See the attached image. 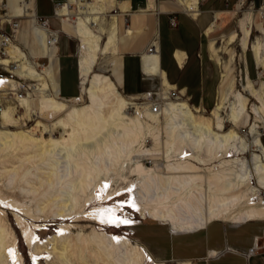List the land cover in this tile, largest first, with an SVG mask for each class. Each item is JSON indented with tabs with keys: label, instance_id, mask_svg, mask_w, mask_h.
<instances>
[{
	"label": "bare ground",
	"instance_id": "6f19581e",
	"mask_svg": "<svg viewBox=\"0 0 264 264\" xmlns=\"http://www.w3.org/2000/svg\"><path fill=\"white\" fill-rule=\"evenodd\" d=\"M24 4L28 8L25 12H28L30 1ZM18 9L21 11L22 6ZM76 27L77 33L82 38L81 48L85 53L79 61L81 91L90 99L89 106L83 109L76 106L68 109L66 102L61 100L58 80L60 64L55 54L56 46L49 43L51 36L49 31L37 25L38 35L50 47L48 48L49 66H45L46 63L43 66L44 69H37L36 63L27 52L15 44L16 42H11L7 47L8 55L5 61L11 62L13 59L16 62L13 71L17 74L27 72L32 74L37 80L35 89H37L38 80L42 81L38 85L42 93V110L54 113L65 112L66 117L60 118L56 124L57 128L63 131L58 137L49 130L50 138L43 139L36 137L30 130L0 129V150L14 147L25 148V150L38 149L39 153L31 157L38 158L44 154L50 156V160L54 159V161L48 163L51 168L46 179L40 178L41 186L47 182L50 189L57 187L60 195L64 196L67 193L69 198L70 192H75L74 201L82 199L81 193H85L91 186H93L91 195L93 200H96V192L99 188L104 193L107 192L106 196L101 194L102 204L93 206L92 210L87 208L88 203L85 204L86 216L101 224L110 223L118 227L134 225L135 222L126 215L118 213L119 207H121L120 210L129 207L134 208L137 213L148 214L147 217L170 225L175 233L199 230L216 219L238 223L264 218L262 199L260 202L255 201L256 197L261 196L260 191H264V146L256 125L251 124L248 132L254 140L252 147L256 151L249 160L245 154L249 151L251 143L247 137L240 136L236 130L226 129L221 120L223 109L221 103L213 111L212 119H209L198 115L196 113L198 110L181 98H167L165 90L162 91L165 102L160 106V112L154 111L151 103L146 100L148 93L139 97V100L147 101L140 100L146 106L136 103L138 101H128L116 92L114 83L108 76L94 73L99 55L108 49L101 48V37L94 33L87 20L79 18ZM261 27L264 32V23ZM18 52L27 56L26 59L18 57ZM149 52L155 53L157 48ZM255 58L260 67L259 81L255 86L256 83L254 84V81L248 78L246 84H243V90L236 91L230 111L234 125L240 123L242 117L249 112V98L245 91L256 101L251 113L264 121V52H261L258 47L255 48ZM11 78L8 76L2 88L11 82ZM51 87L53 93L46 95L47 89ZM28 97L24 98L23 102L26 101L29 105ZM112 98L115 99L112 100ZM110 99L113 108L107 115L105 108ZM8 106L9 104L0 111V115L4 112L2 115L5 124L13 119L11 112L3 111ZM130 106L138 108L139 114L132 116L128 113ZM43 126L46 128L45 125ZM68 128L70 131L67 130ZM157 131H160L164 138L160 147L145 148L147 136ZM137 144L140 148L136 153H131L130 150ZM184 145L187 148H184ZM172 146L177 147L180 158L165 157L166 150ZM125 155H128L136 165L134 175H139L141 178L130 186L135 187V190L131 192V201L118 199L120 204L112 206L110 202L114 196L110 193L112 185L109 174L117 172V165ZM151 155H156L157 161L155 169L149 171L142 162ZM196 161L206 162L204 165L216 163L213 167L205 169L198 165L200 162L196 163ZM53 177L57 180L56 186L52 184ZM252 179L257 181V185L253 184ZM200 182L201 185H199ZM139 188L138 193L146 202L145 210H142L140 200L136 199ZM23 191L28 194L36 193L38 188L31 186L29 190L23 189ZM57 197L53 196L52 199L57 200ZM0 202H3L1 195ZM62 202L67 207V200ZM8 204L19 211H24L19 203L11 200ZM238 204L244 205V209L237 214L231 212L232 208ZM25 210L28 214V210ZM56 215L62 217L64 213H56ZM16 218L23 227L26 242L32 250L31 257L38 264L41 246L46 245L48 240L45 243L38 241V233L34 227L41 229L40 225L32 224L27 227L19 214H16ZM96 241L101 255L109 261L107 264H143L147 261L146 257H149L143 246L131 243L126 235L102 231L96 234ZM17 243L16 235L13 232H7L3 220L0 219V264H21L23 255L17 248ZM62 258L69 262L64 253ZM149 259L152 260L151 257Z\"/></svg>",
	"mask_w": 264,
	"mask_h": 264
},
{
	"label": "crops",
	"instance_id": "0c3cea01",
	"mask_svg": "<svg viewBox=\"0 0 264 264\" xmlns=\"http://www.w3.org/2000/svg\"><path fill=\"white\" fill-rule=\"evenodd\" d=\"M29 1L27 13L34 15L36 11L48 17L53 28H59L67 34L62 46L59 45L61 49L55 47L60 64L59 95L63 99L70 101L82 96L78 53L71 46L74 34L82 47V38L76 27L80 18L87 20L94 33L101 37V48H108L99 55L98 61L102 55L109 54L106 55L109 59L104 71L110 75L104 71L100 73L112 80L118 93L121 91L131 98L141 97L160 84L162 91L174 87L179 91L181 99L185 98L189 104L202 105L208 101L211 93L209 89L217 79L212 58L220 66L221 62L217 59L219 49L216 38H209V42L207 37L225 17L222 14L226 9H222V3L228 6L230 0L217 3L212 0ZM246 1L238 0L236 9L241 8ZM259 12L261 19L249 12L240 19L238 32L223 36L228 42L239 40L241 47L246 49L250 46L248 41L252 27H257L262 38H257L252 46L254 58L256 47L264 52V32L261 27L264 20L263 6ZM105 13L113 19L107 21ZM60 14L64 20L60 19ZM172 17L175 18L174 24L170 22ZM152 41L157 48L155 53L148 49ZM34 42L37 45L36 53L40 50L39 53L49 57L50 47L45 40H41L40 35ZM255 60L259 73L257 58ZM227 77V74L221 73L217 105L213 111L236 90L227 84ZM248 78L251 79L249 74ZM194 109L200 111L199 107ZM262 219L230 224L216 219L196 231L174 232L173 237L160 240L163 249L159 258L163 261L173 259L176 264H264ZM254 240L258 244L257 252L245 255L244 252L253 245ZM219 250L223 252L216 255Z\"/></svg>",
	"mask_w": 264,
	"mask_h": 264
},
{
	"label": "rangeland",
	"instance_id": "374dc122",
	"mask_svg": "<svg viewBox=\"0 0 264 264\" xmlns=\"http://www.w3.org/2000/svg\"><path fill=\"white\" fill-rule=\"evenodd\" d=\"M218 1L220 0H212L213 3H217ZM237 1L238 0L228 1V6L224 5L221 2L223 6L222 9H226V11L222 14L225 17L223 21L220 22L217 27H215V31L208 33L207 38L209 42L211 38H216V44L219 49L217 51V59L221 62L222 66L221 67L220 64H218L217 61L212 58L216 69L215 74L217 75V79L216 81H214V85L209 89L211 93L208 97V101L202 105H193L191 103L188 104L193 108H200V111L196 112L198 115H202L203 117L212 119L213 109L215 108L218 100L217 88L220 83L221 73L227 74L228 85L236 90L231 96L226 99V101L221 103L223 105L221 120L226 129L232 128L236 130L240 136L243 135L244 137H247L249 139L251 147L245 155L246 158L250 160L251 157L256 153V151L252 147L254 140L252 139V136L248 135V132L251 129V124L256 125V128L259 132L258 134L262 140V143L264 144V121L256 117L254 113H251L252 106L256 103V101L249 95V93H247L246 91L244 92L249 98V112L242 117L240 123H238L237 125L233 124L234 122L231 120L230 111L232 103L234 102V95L237 90H243V84H246L248 74L253 81H255L256 79L257 81L259 80L258 67L253 55L252 46L255 44L254 42L257 40V38L262 37L257 27H252L251 35L248 41L250 46L246 49H243L239 43V40L228 42L227 39H223V36L238 32L240 19L248 15L249 12H252L254 17L261 19V14L259 11L261 10L262 6L264 7V0H247L241 6V8L236 9L235 4L237 3ZM104 15L107 21L113 19L108 13H105ZM60 34L61 38L59 45L62 46L63 40L67 38V34H65L64 32H60ZM19 35V39L22 40L26 49L28 50V52H25L28 53L29 57L30 54L40 55L39 52L36 53L37 45L34 42L35 37L32 34L31 20H29L28 18H25L23 20ZM71 39V46L72 48H75L77 50V59H79L80 61L81 57L85 54L84 50L80 47V41L76 35L73 34V37ZM106 55L109 54H104L99 59L97 66L94 68V73H100L101 71L103 72L104 69L107 68V62L109 58L106 57ZM18 57L26 59L27 56H25L22 52H18ZM39 60L40 63L43 60L48 61L45 66H49L50 64V57L47 58V56H42ZM104 72L110 75L109 73H107V71ZM38 81L39 82L36 89L37 91L34 92L32 97H28V99L30 100L29 105L26 103V101H24V107L20 110H15L17 109L16 100L9 101L5 104V106L9 104V106L3 111L11 112L13 119L5 124L2 115L4 113L3 112L0 115V129H8L10 131L30 130L34 132L36 137L43 139L50 138L49 130H52V132L56 136L60 137L63 129L57 128L56 124L60 118H63V116L66 117V113H54L51 111L46 112L42 110V93L41 89L38 88V85L42 83V81ZM158 85L159 84H157L156 86ZM256 85L257 83L255 84V86ZM156 86L152 90H155ZM116 92L118 93L117 89ZM52 93V87L51 89H47L46 95ZM120 94L130 102L138 101L136 103L146 106V104L140 102V100L147 102L146 100H139V97L131 98L128 97L130 96L128 94L123 93V95L122 92ZM60 98L62 97L60 96ZM113 99L115 98H112V100ZM184 99L185 98L181 100ZM61 100H64L66 102L68 109L75 106L79 109H83L87 108L90 104V99L84 94H82L81 99L68 101L62 98ZM112 100L110 99L108 106L105 108L107 115H109L110 111L113 108ZM137 109L138 108L136 107L130 106V108L128 109V113H130L132 116H135L136 114L138 115L139 112ZM43 125H45L46 128ZM67 130L70 131V128H68ZM147 138L148 139L145 148H158L160 147L161 141L164 140L160 131L152 132L147 136ZM139 148L140 145L137 144L130 150V152L136 153ZM184 148H187V146L184 145ZM37 153H39L38 149L25 150V148L21 147L6 148L0 150V195L3 197V202H0V219L3 220L7 232H13V234H15L18 238L17 248L23 255L21 264L37 263L31 257L32 250L29 248L26 242L25 235L23 234V227L18 223L16 214H19L21 218L24 219V224L27 227L31 226L32 224L40 225L41 229H37L34 227V230L36 231V233H38V241L40 243H45L48 240L46 245L44 244L41 246L42 250L39 251V253H41V256L40 258H38V260H40L38 264L109 263V261L104 259L101 255V250L96 241V234L102 231L122 236L126 235L130 238L131 243L143 246L149 256L148 258L146 257L145 260L147 261L143 264H158L160 262H163L165 264H176L173 259L165 260V262L163 261L164 259L160 260L161 258H159V255L161 254V251L163 249V244H161L160 240L173 237L175 235L174 230L170 225H166L164 224V222L151 219L147 217L148 214L143 215L139 212L137 213L134 208L129 207H125V210H120L121 207H119L118 213H120L121 215H126L128 218L135 222L134 225H123L122 227H118L110 223L101 224L97 221L90 220L89 217H87L85 214V209L89 208V210H92L93 206L102 204L103 200H101V194L103 193L105 194L104 196H106L107 192L104 193L99 188L96 192V200H93V198L91 199L93 186H91V188H89L85 193H81L82 199L74 201L75 192H70L69 198L67 193H65L64 196L63 194L60 195L57 187H55V189H50L47 182H45L44 185L41 186L40 178H43L44 180L46 179V176L50 172L51 168L48 163H52L54 159L50 160L51 158L47 154H44V156L38 158L31 157ZM165 153V157L167 158L168 156L172 159L181 157L180 152H178L176 146L169 147ZM128 154L130 155V153ZM156 158V155H151V157L145 159V161L142 162L144 163V167L149 171L155 169V162L157 161ZM197 162L199 163L200 161H196V163ZM214 163L216 162H213L210 165H204L206 164V162H200L198 165L207 169L206 167H213ZM135 166L136 165L132 162V160H130L129 156L125 155L121 159V162L117 165V172H112L109 174V177H111L112 185L110 193L112 196H114V198L110 202V205L118 206L120 204L119 200L131 201V192L132 190H135V187L131 188L130 186H132L133 183H136L141 178L139 177V175H134ZM5 170L9 172H3ZM12 177L14 178L12 179ZM252 180L253 184L257 185V181L254 179ZM52 184L53 186H56L57 184V180L55 177L52 178ZM199 185H201V182L199 183ZM31 186L37 187L38 191L36 193L30 194L23 191V189L29 190ZM139 191L140 188L137 190L136 199L140 200L142 210H145V208L147 207L146 202L140 197V194L138 193ZM259 194L261 196L256 197L255 201L260 202V199H262L264 204V191L261 190ZM53 196H58V199L53 200ZM11 200L13 202L19 203L22 208H24L25 212L19 211V209H15L11 205H9L8 203ZM62 200H67V207L64 206L65 203L62 202ZM86 203L89 204L87 208L85 207ZM244 207V205L238 204L232 208L231 212L237 214L238 212L243 210ZM40 208H43V210H40ZM25 209L28 210V214L26 213L27 211ZM62 212L64 213V216L58 217L56 215V213ZM262 220L264 221V219ZM223 222L225 224L231 223L227 221ZM63 253L70 263L66 262V260L62 258ZM150 257L153 261L149 259Z\"/></svg>",
	"mask_w": 264,
	"mask_h": 264
},
{
	"label": "built area",
	"instance_id": "2783aa9c",
	"mask_svg": "<svg viewBox=\"0 0 264 264\" xmlns=\"http://www.w3.org/2000/svg\"><path fill=\"white\" fill-rule=\"evenodd\" d=\"M29 0H17L14 2L13 0H0V111L5 106V104L9 101L16 100L17 101V109L20 110L24 107L23 100L27 96L32 97L33 93L36 91V82L37 80L32 74L28 72L25 74H17L13 71L14 64L16 63L13 59L11 62H6L5 57L8 55L7 47L11 42L18 43L25 51L28 52L22 40L19 39L20 30L22 27L23 20L28 18L31 20V29L32 34L35 39H38V35H36V26L45 27L49 33L51 34L49 38V43L55 46H59L60 38H61V30L59 28H53L50 25L48 17L39 15L36 11L34 15H31L25 10L27 6L24 4ZM205 1V0H198ZM22 6V10L20 11L18 8ZM60 19L64 20L63 15H59ZM171 24L175 23V18L172 17L170 19ZM149 50L156 49L154 45V41H152L148 45ZM58 49V48H57ZM59 50V49H58ZM30 54V53H29ZM42 56H47L46 54L36 55L30 54V58L36 63L38 69L42 70L44 64L48 61L43 60L40 63ZM48 58V57H47ZM8 76L12 77L11 82L4 88H2V84H4L8 78ZM162 85L156 86L155 90H149L146 97V100L149 101L153 107L154 111L160 112L162 104L165 102V95L162 92ZM167 98L170 99H180L181 95L179 91H177L174 87H168ZM19 105V108H18ZM258 244L257 241L254 240V243L251 247H249L244 254L250 255L252 253L257 252ZM223 250L217 251L216 255L222 253Z\"/></svg>",
	"mask_w": 264,
	"mask_h": 264
},
{
	"label": "water",
	"instance_id": "95a60500",
	"mask_svg": "<svg viewBox=\"0 0 264 264\" xmlns=\"http://www.w3.org/2000/svg\"><path fill=\"white\" fill-rule=\"evenodd\" d=\"M254 82L256 83L257 82V79Z\"/></svg>",
	"mask_w": 264,
	"mask_h": 264
}]
</instances>
